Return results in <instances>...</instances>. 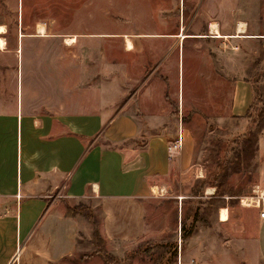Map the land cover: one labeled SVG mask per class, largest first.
<instances>
[{"label":"rangeland","instance_id":"1","mask_svg":"<svg viewBox=\"0 0 264 264\" xmlns=\"http://www.w3.org/2000/svg\"><path fill=\"white\" fill-rule=\"evenodd\" d=\"M0 25L5 99L15 96L12 50L22 39L23 89L39 96L36 104L48 86L69 97L98 83L117 109L134 111L168 140L182 135L165 187L144 199V235L95 238L97 216L80 201L69 211L78 223L76 249L54 264H264L256 222L264 211V0H0ZM122 34L134 41L129 53ZM74 35L72 45L45 44ZM48 51L65 53L63 76L52 63L56 79H45L49 67L40 57ZM32 55L39 57L28 65Z\"/></svg>","mask_w":264,"mask_h":264},{"label":"crops","instance_id":"2","mask_svg":"<svg viewBox=\"0 0 264 264\" xmlns=\"http://www.w3.org/2000/svg\"><path fill=\"white\" fill-rule=\"evenodd\" d=\"M124 35H130H121L123 52L129 53ZM53 40L45 44L72 45ZM22 42L12 50L15 96L10 101L0 93V264H54L73 253L78 223L66 207L80 201L91 204L104 241L141 238L144 199L153 188L165 187L175 162L166 153L170 135L151 129L125 106L117 109L115 98L100 92L98 83L87 86L85 95L69 97L64 91L52 95L48 86L43 104H36L39 96L31 94L30 86L23 89ZM62 54L52 57L48 51L40 57L49 67L45 79H56L52 63L59 65V75L62 67L66 72ZM27 57L29 65L39 56ZM256 222L264 260V217L257 215Z\"/></svg>","mask_w":264,"mask_h":264},{"label":"bare ground","instance_id":"3","mask_svg":"<svg viewBox=\"0 0 264 264\" xmlns=\"http://www.w3.org/2000/svg\"><path fill=\"white\" fill-rule=\"evenodd\" d=\"M5 28L6 27H4L3 25H0V50L1 51L5 50V48H6L5 47L6 46V42H5L4 38H3V36H1V34H4L6 32ZM209 29H210L211 33H214L213 34L214 36L220 37V33L218 31V28H217L216 24L211 23L210 26H209ZM243 30H244V28H243L242 23L238 24L237 36H238V33L242 32ZM36 31H37V34H39L40 36H44V34L46 32L44 24L43 23H38L36 25ZM184 35H186V34L182 33L180 35V37H183ZM263 39H264V36H263ZM74 42H75V36H69V37L65 38V43H67V44H73ZM124 46H125V49L128 50V51L133 49V44H132L130 38L127 35H124ZM208 190H210V189H208ZM153 191L156 192L157 189L153 188ZM258 194L259 195H264V188L258 189ZM218 214H219L218 216H219V220L220 221H226L228 219V214H227V209L226 208H224V207L220 208Z\"/></svg>","mask_w":264,"mask_h":264},{"label":"built area","instance_id":"4","mask_svg":"<svg viewBox=\"0 0 264 264\" xmlns=\"http://www.w3.org/2000/svg\"><path fill=\"white\" fill-rule=\"evenodd\" d=\"M181 149H182V135H181V131H179L177 136L173 138V140H168L167 142L166 153H167L168 159L169 160L176 159L181 154ZM253 202H254V206L259 205V199L256 201L253 200ZM246 204H251V203H248L247 201ZM259 215L260 217H264V211H261Z\"/></svg>","mask_w":264,"mask_h":264},{"label":"trees","instance_id":"5","mask_svg":"<svg viewBox=\"0 0 264 264\" xmlns=\"http://www.w3.org/2000/svg\"><path fill=\"white\" fill-rule=\"evenodd\" d=\"M216 187L218 188L219 185H217ZM70 209H71L70 206H67V207H66V212H67L68 214H69V211H71ZM183 228H184V224L181 225V230H183ZM94 235H95V238H99V237H100V234H99L98 231H96V232L94 233ZM184 236H185V235H184Z\"/></svg>","mask_w":264,"mask_h":264}]
</instances>
